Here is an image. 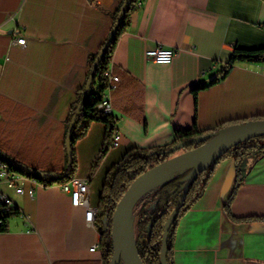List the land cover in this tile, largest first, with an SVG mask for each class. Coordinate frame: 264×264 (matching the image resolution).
<instances>
[{"label":"crops","instance_id":"crops-1","mask_svg":"<svg viewBox=\"0 0 264 264\" xmlns=\"http://www.w3.org/2000/svg\"><path fill=\"white\" fill-rule=\"evenodd\" d=\"M123 0H0V151L42 172L68 165L67 118ZM131 13L112 58L120 82L105 93L119 145L96 168L106 124L93 122L78 139L75 175L87 177L98 206L107 170L133 147L171 144L177 129L213 132L232 120L264 116V62H239L199 91L235 46H264V0H145ZM18 37H26L18 44ZM164 45L172 63L145 56ZM116 149L121 157L103 167ZM219 161L202 196L179 220L174 264H264V155ZM24 191L0 183L16 202L0 230V264H103L102 234L72 204L62 183L25 176ZM29 190L33 194H29ZM246 218H256L245 220ZM98 244L96 251H90Z\"/></svg>","mask_w":264,"mask_h":264},{"label":"trees","instance_id":"trees-1","mask_svg":"<svg viewBox=\"0 0 264 264\" xmlns=\"http://www.w3.org/2000/svg\"><path fill=\"white\" fill-rule=\"evenodd\" d=\"M138 0H130L126 12L124 14L122 23L111 42L110 46L105 52L102 58L99 68L94 76L90 89L88 91L87 97L82 105L81 111L77 117L75 126L72 131V152H73V170L72 173L63 179H47L42 178L32 172H26L20 170L8 163L12 170H15L26 177L34 178L36 180L42 181L46 184L52 183H65L70 180L77 172L78 160L75 150V144L78 139L86 135L91 124L96 121H100L106 124V136L105 142L100 150L98 157L94 160L91 170L98 167L100 162L105 158L109 150L111 149V142L113 135L116 132V125L114 119L110 114H105L99 104L102 100L103 94L106 91L108 81L104 75V72L110 66L116 48L119 36L125 31L127 25L129 24V18L131 13L136 9V3ZM125 3L122 1L121 5L113 15L114 24L113 27L101 48L97 53H92L89 56V73L87 78L81 88L77 91V98L74 104L71 106L66 126V136L68 133L69 125L76 113L77 107L83 97L84 91L86 89L87 82L92 72L93 64L99 52L104 48L118 18V15ZM239 62H264V46L257 48H243L235 46L230 58L223 65L220 72L214 76L209 83L200 82L195 85L192 90L197 99L200 90L206 88L208 84H215L220 79L225 78L230 70L235 64ZM259 118H264V116H259ZM246 120H232L225 122L220 125L213 132H199L196 124L191 128L177 129L175 131V139L171 144L164 146H157L152 148H141L133 147L128 149L124 155L115 162L106 172L105 181L99 195L98 200V214L95 220L98 226L102 238L101 247L103 249V264H110V260L113 253V242L111 235V225L113 212L121 200L127 189L130 187L132 182L137 179L140 175L146 172L153 166L163 162L170 157L177 154L186 152L188 150L194 149L215 136L221 133L226 128L231 127L234 124L243 122ZM200 138V139H199ZM195 139L189 144L181 145L182 143ZM252 155L261 156L264 155V135L259 137H254L248 139L233 148H231L223 157L224 159L229 156H233L237 161V181L235 188L228 198L225 207L229 215L231 214V203L236 195L237 189L242 181L240 162ZM1 160V159H0ZM219 160V161H220ZM4 161V160H3ZM217 161L215 164L208 167L194 183L190 185L189 193L184 201V204L179 211V213L173 219L172 224L169 228L168 244L166 249V260L168 264H174V236L178 227L179 220L182 216L196 203V201L202 196L210 178L212 177L215 167L219 163ZM66 170V169H65ZM64 170V171H65ZM63 171V172H64ZM190 170L184 171L174 175L170 180L160 185L152 194L145 196L141 201V208L139 210V217L137 220V236L136 244L140 253V256L144 264H162L160 260L161 247L164 236L165 222L171 214L172 210L178 204L183 192L184 186L187 181L185 180L186 175ZM12 213V212H11ZM256 218H246L245 220H254ZM7 220V218H6ZM117 264H126L122 259Z\"/></svg>","mask_w":264,"mask_h":264},{"label":"water","instance_id":"water-1","mask_svg":"<svg viewBox=\"0 0 264 264\" xmlns=\"http://www.w3.org/2000/svg\"><path fill=\"white\" fill-rule=\"evenodd\" d=\"M130 0H125V3L118 15L116 24L104 46V48L97 55L93 64L92 72L86 85L83 97L77 107L76 113L69 125L68 133L66 136V150L68 155V165L64 172H42L31 167H28L15 159L7 156L0 151V159L11 164L12 166L24 170L26 172H32L42 178L47 179H63L69 176L73 170V152H72V131L75 126L77 117L81 111L82 105L87 97L88 91L94 79V76L99 68V64L105 55L106 50L113 41L126 12V7ZM264 135V118L251 119L226 128L217 136L209 140L208 142L188 150L186 152L177 154L169 159L160 162L159 164L148 169L137 179H135L130 187L127 189L121 200L118 202L112 216L111 235L113 242V253L110 260V264H117L122 259L126 264H144L140 256L136 237L134 234V216L138 199L144 194L145 188L153 181L165 177V180L161 182L164 184L170 180L174 175L190 170L186 175L187 181L184 186V192L176 205L172 210L168 219L165 222L164 236L161 247L160 260L162 264H168L166 260V249L168 244L169 228L173 222L175 216L181 210L184 201L189 193L190 185L195 182L201 173H203L208 167L219 161L223 155H225L234 146L254 137ZM200 139V138H199ZM195 139L186 141L181 145L189 144Z\"/></svg>","mask_w":264,"mask_h":264},{"label":"built area","instance_id":"built-area-1","mask_svg":"<svg viewBox=\"0 0 264 264\" xmlns=\"http://www.w3.org/2000/svg\"><path fill=\"white\" fill-rule=\"evenodd\" d=\"M145 0H138L136 5L141 7ZM26 37H18L16 42L18 44H25ZM176 50L171 47H166L162 44L158 45L156 48L148 49L145 52V56L149 60H153L160 63H172L175 58ZM107 78L108 85L107 90H112L120 82V76L113 72L112 63L108 69L104 72ZM99 108L105 113L110 114L111 103L110 97L105 92L103 94L102 100L99 104ZM119 145V135L117 131L113 135L111 142V148L117 147ZM25 176L15 170H12L7 162L0 160V183L5 180L10 188H14L17 192H23L22 181ZM63 184L64 190L70 193L72 204L76 207L84 206L86 209L85 217L87 222L94 223L99 211L98 206H93L90 199V185L87 177H82L74 175L70 180ZM29 194H33L32 190H29ZM17 209V204L14 199L4 191L0 186V230L6 225L7 216ZM98 244H93L90 251L94 252L98 249Z\"/></svg>","mask_w":264,"mask_h":264},{"label":"rangeland","instance_id":"rangeland-1","mask_svg":"<svg viewBox=\"0 0 264 264\" xmlns=\"http://www.w3.org/2000/svg\"><path fill=\"white\" fill-rule=\"evenodd\" d=\"M100 150L97 153L95 159L98 157V155L100 153ZM120 155H121V149H116L114 151V153L112 154V156L109 158V160L106 162V164L103 167L105 168L106 166L110 165L116 159H119L121 157ZM95 171H96V169L94 170V172ZM160 185H162V183H159V184L155 185L154 187H152L151 189H149L148 191H146L144 194H142L140 196V198L138 199V202H137V205H136V209H135V216H134V221H135L134 234H135V237L137 236V227H136V224H137V220H138V217H139V210L141 208V204L140 203H141V201L143 200V198L145 196H148V195L152 194Z\"/></svg>","mask_w":264,"mask_h":264},{"label":"bare ground","instance_id":"bare-ground-1","mask_svg":"<svg viewBox=\"0 0 264 264\" xmlns=\"http://www.w3.org/2000/svg\"><path fill=\"white\" fill-rule=\"evenodd\" d=\"M164 180H165V177H162V178H159V179L153 181L151 184H149V185L145 188V190H144L143 192L145 193L146 191H148L149 189H151V188L154 187L155 185H157V184L163 182Z\"/></svg>","mask_w":264,"mask_h":264}]
</instances>
